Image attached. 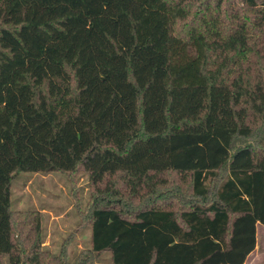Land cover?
I'll use <instances>...</instances> for the list:
<instances>
[{
    "label": "trees",
    "instance_id": "obj_1",
    "mask_svg": "<svg viewBox=\"0 0 264 264\" xmlns=\"http://www.w3.org/2000/svg\"><path fill=\"white\" fill-rule=\"evenodd\" d=\"M81 170L70 262L10 185ZM257 224L264 0H0V264H244Z\"/></svg>",
    "mask_w": 264,
    "mask_h": 264
},
{
    "label": "rangeland",
    "instance_id": "obj_2",
    "mask_svg": "<svg viewBox=\"0 0 264 264\" xmlns=\"http://www.w3.org/2000/svg\"><path fill=\"white\" fill-rule=\"evenodd\" d=\"M92 189L84 171L18 172L10 185L11 207L15 211L36 210L40 214L43 247L58 253L67 245L68 261L90 245V225L81 217L91 203ZM2 263L7 264L6 257ZM96 264H110L101 254ZM244 264H264V226L256 225V246Z\"/></svg>",
    "mask_w": 264,
    "mask_h": 264
},
{
    "label": "crops",
    "instance_id": "obj_3",
    "mask_svg": "<svg viewBox=\"0 0 264 264\" xmlns=\"http://www.w3.org/2000/svg\"><path fill=\"white\" fill-rule=\"evenodd\" d=\"M252 252H253V251H252ZM252 252H251V253H252ZM251 253H250V254H251ZM250 254H249V255H250ZM249 255H248V257H249ZM248 257L246 258V260L248 259ZM246 260H245V261H246ZM244 263H245V262H244Z\"/></svg>",
    "mask_w": 264,
    "mask_h": 264
}]
</instances>
